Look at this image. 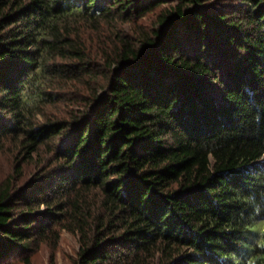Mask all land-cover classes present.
<instances>
[{
    "label": "trees",
    "instance_id": "1",
    "mask_svg": "<svg viewBox=\"0 0 264 264\" xmlns=\"http://www.w3.org/2000/svg\"><path fill=\"white\" fill-rule=\"evenodd\" d=\"M4 155L0 264H264V0H0Z\"/></svg>",
    "mask_w": 264,
    "mask_h": 264
},
{
    "label": "rangeland",
    "instance_id": "2",
    "mask_svg": "<svg viewBox=\"0 0 264 264\" xmlns=\"http://www.w3.org/2000/svg\"><path fill=\"white\" fill-rule=\"evenodd\" d=\"M65 7L68 8L69 3H66ZM260 164H262V162H260ZM11 165V161L8 160L7 156H0V180L4 178V175L11 171ZM261 230H264V220L254 225L252 229L254 233L252 236L253 240H255L258 236H261ZM59 241L60 242L56 247V250H52L49 245L42 243L38 251L31 255V264H76V260L78 259L77 253L80 249L78 236L70 234L67 231H63ZM9 264L25 263L21 259H15Z\"/></svg>",
    "mask_w": 264,
    "mask_h": 264
}]
</instances>
